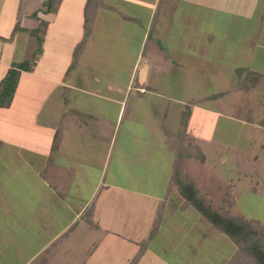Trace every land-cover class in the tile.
Returning <instances> with one entry per match:
<instances>
[{"label": "crops", "instance_id": "1", "mask_svg": "<svg viewBox=\"0 0 264 264\" xmlns=\"http://www.w3.org/2000/svg\"><path fill=\"white\" fill-rule=\"evenodd\" d=\"M106 2L87 35L79 20L60 65L42 52L20 74L18 92L32 98L26 103L34 99V127L0 135V145L11 148L3 155L6 173L22 185L17 197L14 183H0V264H167L163 252H177L168 236L184 229L178 214L192 207L178 182L209 205L219 197L229 207L245 182L230 161L252 154L240 120L210 107L244 85L240 67L264 72V0ZM52 14H42L49 27ZM113 59L120 68H108ZM10 108L0 109L2 121ZM116 143L118 167L106 180ZM119 170L129 181L117 178ZM195 215L198 238L217 231Z\"/></svg>", "mask_w": 264, "mask_h": 264}, {"label": "rangeland", "instance_id": "2", "mask_svg": "<svg viewBox=\"0 0 264 264\" xmlns=\"http://www.w3.org/2000/svg\"><path fill=\"white\" fill-rule=\"evenodd\" d=\"M108 1L109 2H106L105 4H113L112 0ZM123 1H125L124 3L128 4L126 0ZM79 2L81 1L62 0L60 5L61 10L59 7L57 13L54 15L52 14L55 24L50 27L48 25L46 28H44V25L40 24L39 19H42L48 23L49 17L45 18V16L42 15L43 13H41V0H0V81L7 73L5 72L6 66L8 67L9 65L10 67L12 62L23 61L25 58L30 57L32 53L37 51L38 47L34 42V39H37V37L40 36L42 32L44 42H42L41 45L42 52H45V55H48L50 52L51 55L54 54V56H57L52 63L55 62L57 66L60 65V62L64 61L62 55L67 53L68 45L73 41V36L78 31H80V28L78 27L79 20L81 19L83 21L84 18L82 14L83 4L80 7ZM33 12L36 13L38 18L36 16H31ZM100 20L106 21L112 19L101 17ZM16 23L19 24V27L15 28L14 26ZM31 28H34L36 31L30 33ZM128 30L130 31V28H128ZM114 31L117 32L116 30ZM82 35L79 36L78 39L74 40L76 44L80 42ZM31 40L33 41L31 50L27 57H24L26 47ZM75 46L76 45L74 44L71 50L75 49ZM218 58H221V56H218ZM39 60L40 58L38 61ZM259 61L264 63V59ZM82 62L84 61L80 60L77 63V66H84V63ZM222 62L226 63L227 65L232 64V61ZM110 66L111 67H107H115V70L116 68H120L118 60L115 61L114 59L111 60ZM240 70H242L240 79L244 85H241L242 87H239L240 89L234 88L228 93L223 94V99L217 102L218 104H216L214 107L210 108H214L216 111L227 109L229 114L233 116L234 121L240 120L238 122V124H240L239 129L241 128L240 132L242 133L243 138L245 137L248 142L245 148L249 149L252 154L246 158H236V160V156L234 155V159H230L231 163L240 169V172H237L236 170L232 172L234 177L238 176L239 179H244L245 181H238L237 185H239V187L233 189L235 193L232 194L233 198L230 196L228 197L229 202L232 201L231 207H229V204L225 199H222L221 201L219 197L216 199V201H214V204L210 206H212L213 209H218L220 213L225 212L226 214H231L230 216L241 217L246 220H255L264 226V72L255 70L263 74H257L255 71H253L254 74H251L249 71L252 70L250 67L246 66L240 67ZM244 71L247 72V75L249 73V75L245 77L243 74ZM26 86L29 87V90L32 88L30 84L24 85L22 87ZM213 87L214 84H210L209 88ZM216 87L220 91L219 86L216 85ZM17 89L18 85L9 105V108L11 107L10 111L7 112L3 121L2 118H0V135L4 134L5 132L9 133L11 136L17 137L20 132L33 130L34 126L28 122V119H31L32 117H30V114H32L34 99L32 103H26L30 102L32 98L25 93H23L22 96V93H19ZM29 90L28 94H30ZM19 94L21 96H19ZM31 94L33 95V91ZM156 101H160V99L156 97ZM19 102L25 103L23 113L20 114H18V112L22 109V106L19 105ZM45 102L46 98L43 103ZM97 102L110 103L105 100H99ZM101 109L105 110V105H102ZM18 116L21 118L22 122H24L23 125L17 122ZM246 125L248 128L245 129L244 127H247ZM5 126L7 127L5 128V130L7 129L6 131L2 129V127ZM232 130L233 132L236 130L235 125L232 126ZM233 138H235L234 135ZM234 140L233 143L235 144ZM234 144H232V146ZM233 148H236V146H233ZM7 150H11V148H8L6 145H0V183H2V185L4 182H10L12 184L14 183L16 188L13 189L17 190L16 195L18 197V193L22 185H19V182L17 183L16 181H11L14 179L7 175V170L4 168L6 167V163L4 164L3 162V155L6 158V155L11 154V152H8ZM112 154L111 165L106 173V180L110 179L112 171L118 167L117 143L113 148ZM12 155H15V152H13ZM11 159L12 163L10 164L15 166L16 157ZM224 162L228 163L227 160ZM118 172H121V170ZM117 178L119 180L121 179L120 181H129L128 179L130 177L128 171H125L124 173L121 172L118 174ZM247 179L250 182H246ZM180 183L181 182L179 181L178 184ZM191 208L184 211L183 213L179 212L178 214V219L182 220V222H184L186 225L183 227L184 229L182 230L179 226L180 231L177 237L168 236L166 244L170 245L169 249H173V245H176L177 252L176 254L174 253L175 255L171 252H163L164 256L168 258L167 264H227L234 254L238 255L239 250L237 249L236 245L225 234L215 230H211L209 234L206 233V236L202 235V239L201 236L198 238L195 228H192L191 225V221H195L198 216L195 215V210H193L194 208ZM171 216L173 215H170L169 218ZM171 219H175V217L173 216ZM201 222L202 224L199 220V225H203L204 228L211 227V224L203 217L201 218ZM187 225H189V227ZM200 239L205 240L201 243V247L198 245L200 243ZM164 241V238L161 239V242ZM260 247L264 252V236L260 242ZM172 256H174L175 262L172 260ZM234 259L235 260L233 261V264H251V262L243 257H236Z\"/></svg>", "mask_w": 264, "mask_h": 264}, {"label": "trees", "instance_id": "3", "mask_svg": "<svg viewBox=\"0 0 264 264\" xmlns=\"http://www.w3.org/2000/svg\"><path fill=\"white\" fill-rule=\"evenodd\" d=\"M62 0H41L40 10L43 14H52L57 12ZM103 4V0H86L84 6V22L86 24L87 35L90 32L92 22L94 20L95 11L99 5ZM32 17L36 16L33 12ZM37 17V16H36ZM38 18V17H37ZM40 20V24L47 27L48 23ZM19 24H15V28L19 27ZM32 33L36 31L34 28L30 29ZM86 37V36H85ZM84 37V38H85ZM33 40V39H32ZM30 41L26 47L24 57H27L33 41ZM37 45V51L32 53L30 57L25 58L20 62H12L7 70L6 75L0 81V109L7 108L13 98L15 89L18 85L20 74L23 71H32L35 67L38 58L42 54V42L43 32L37 39H34ZM80 46L75 50L74 60L79 52ZM240 73L241 71L238 70ZM180 193L202 217H204L210 224L211 227L216 229L218 232L225 234L230 240L236 245L239 250L238 255L234 254L227 264H233L234 258L243 257L247 259L251 264H264V252L261 250L260 242L264 236V226L257 221L246 220L241 217L230 216L228 214L220 213L219 210L213 209L207 201L202 199L196 189L191 184H179Z\"/></svg>", "mask_w": 264, "mask_h": 264}]
</instances>
